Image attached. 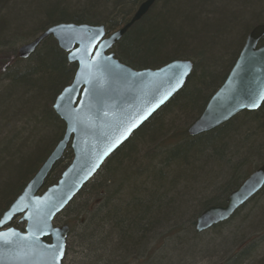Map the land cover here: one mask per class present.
I'll return each instance as SVG.
<instances>
[{
	"label": "trees",
	"instance_id": "obj_1",
	"mask_svg": "<svg viewBox=\"0 0 264 264\" xmlns=\"http://www.w3.org/2000/svg\"><path fill=\"white\" fill-rule=\"evenodd\" d=\"M180 1L155 0L116 45L115 59L133 70L189 60L193 71L181 91L107 159L54 219L58 225L61 217H68L62 222L69 228L65 256L77 244L84 256L79 264H172L178 252L195 256L201 245L209 250L203 233L195 231L198 216L225 205L251 171L264 164V102L257 111L242 112L213 131L188 135L249 32L264 25V0H237L246 11L242 20L226 15V2L214 10L220 0H185L184 8ZM138 2L0 0V73L6 78L0 86V216L62 139L65 126L52 105L76 71L52 38L44 39L26 60L18 57L17 45L60 24L104 26L109 35L130 21ZM72 157L68 146L43 191L58 181ZM263 195L264 187L249 203ZM77 200L84 208L76 209ZM249 203L210 230L245 221L250 215L242 214ZM72 212L79 217L76 223L69 219ZM263 217L262 212L260 222L251 227L263 225ZM11 226L23 228L18 221ZM263 235L259 243H264ZM256 245L255 240H243L224 264H264Z\"/></svg>",
	"mask_w": 264,
	"mask_h": 264
},
{
	"label": "water",
	"instance_id": "obj_2",
	"mask_svg": "<svg viewBox=\"0 0 264 264\" xmlns=\"http://www.w3.org/2000/svg\"><path fill=\"white\" fill-rule=\"evenodd\" d=\"M154 2L143 1L127 24L106 38L104 26L60 24L18 48V57L26 60L44 39L52 38L66 53L68 63L76 65V71L52 105L65 126L62 139L0 217L4 218L0 223V264H56L54 256L61 244L63 255L58 264H62L69 228L54 225V219L107 159L181 91L191 75L193 64L189 60H175L157 69L133 70L111 53ZM263 38L264 25L249 32L225 81L188 128L190 137L213 131L243 111L260 108L264 102L260 98L264 96ZM253 102L258 106L251 107ZM68 146L73 156L70 164L58 181L43 191L45 179ZM263 187L264 164L227 197L225 205L209 207L198 216L196 233L228 221ZM15 220L23 224L22 230L10 226Z\"/></svg>",
	"mask_w": 264,
	"mask_h": 264
},
{
	"label": "rangeland",
	"instance_id": "obj_3",
	"mask_svg": "<svg viewBox=\"0 0 264 264\" xmlns=\"http://www.w3.org/2000/svg\"><path fill=\"white\" fill-rule=\"evenodd\" d=\"M143 1H145V0H139L137 6H139ZM190 1L195 3V1H198V0H190ZM220 1H222V2H220V4L219 3L216 4L214 10L216 8H217V11L221 10L219 8H222L224 3L226 2L225 5H227L230 8V10L228 12H226V15L229 16V14L230 15L236 14V16L239 18V20L243 19L244 15L246 14L245 13L246 11H244L245 9H243V7H242L243 3H241V1L238 2V4H237V0H220ZM184 2L187 3L185 0L180 1V3H179L180 8L181 7L184 8L183 7V5H185V4H183ZM185 10H188V9L185 8ZM214 10H213V8H212V10L208 8V11H210V12H216ZM155 11L157 12V10H155ZM156 12H153V14ZM182 14H183V12H182ZM220 14H222V12H220ZM224 17H225V15H224ZM27 21L28 22H26V23L29 24V20H27ZM201 24H202V22L198 19V22H196L198 29H199V27L202 26ZM171 26L172 25H170V27ZM31 41H33V39L27 40L26 42H23V43L17 45L16 50H18V48L20 46L27 44ZM244 42H245V40H244ZM203 44H204V42H202V45ZM115 51H116V47L112 50V52L114 53ZM185 55H187V54H185ZM188 55H189V57H192V55H195V54H191V55L188 54ZM2 75L3 74L0 73V86L3 87L6 78L3 77ZM4 94H5V92H4ZM1 100L2 99H0V103L2 102ZM2 103H4V102H2ZM17 103L19 104V101H17ZM255 170H253V171H255ZM253 171H251V173ZM262 198H263L262 200L258 198L257 200H255V202L253 204H252V202H251V204L249 202H247L250 205H248L247 211L244 214H242V216H246L248 214L250 216L248 218H246L245 221L237 223V221L235 220L236 222H234V224L224 225L223 227H221L220 229L215 230V231L208 230V231L204 232L201 235V240L204 242L205 245L211 244L209 247V250H208V248L206 250V248L201 245L202 249L200 247H198L196 249L197 254H195V256H194V254L192 256L191 255L192 253H190V252L187 253V255H185L183 252L182 253L178 252V254L176 255V258H172L171 263L172 264H224V261H225L224 259H226L232 252L239 250L238 245L243 240H245L247 238H248V241L249 240H252V241L255 240V243L257 244L256 246H261L259 249L261 250V253H260L261 256L260 257H262L264 255V243H259L258 239L262 237V236L260 237L261 233H264V224L263 225H254L253 227H251V223H253V222L255 223L258 221L260 222V219H258V218L260 217L262 212L264 213V195L262 196ZM75 204L77 205L76 209L81 208V207L84 208V206H85V204H81V200H77L75 202ZM92 204H94V203L93 202L91 203L90 201L88 202V206L91 207ZM259 209H262L263 211L258 212ZM67 218L68 217H65V218L61 217L59 219L58 225H56V226L63 225L62 222L64 220H67ZM78 218L75 219V212H72L71 214H69V219L73 223H76L78 221ZM15 221H17V220H15ZM15 221H13V222H15ZM225 239H227V240H225ZM67 240H68V238H67ZM76 246H77V248H74L73 244L70 246L69 252L65 256V260H64L63 264H79V263H81V261H84V256H83V254H81L82 253L81 250L78 248L77 244H76ZM262 246H263V248H262ZM260 257H258V258H260ZM116 262H120V260H118Z\"/></svg>",
	"mask_w": 264,
	"mask_h": 264
},
{
	"label": "snow or ice",
	"instance_id": "obj_4",
	"mask_svg": "<svg viewBox=\"0 0 264 264\" xmlns=\"http://www.w3.org/2000/svg\"><path fill=\"white\" fill-rule=\"evenodd\" d=\"M97 35H99L98 33H97ZM261 99H264V96H261L260 97ZM258 106V103L257 102H253L252 103V105H251V107H257ZM133 126H135V125H133ZM131 129H129V131H130ZM7 218H11L10 216L9 217H7ZM3 221H4V218H0V223H3ZM63 255V245L61 244V245H59L58 247H57V249H56V255L54 256V260L56 261V264H58V261H59V259H60V257Z\"/></svg>",
	"mask_w": 264,
	"mask_h": 264
},
{
	"label": "bare ground",
	"instance_id": "obj_5",
	"mask_svg": "<svg viewBox=\"0 0 264 264\" xmlns=\"http://www.w3.org/2000/svg\"><path fill=\"white\" fill-rule=\"evenodd\" d=\"M137 8H138V7H136L135 12H136ZM135 12H134V13H135ZM241 49H242V48H241ZM240 51H241V50H240ZM239 53H240V52H239ZM238 55H239V54H238ZM237 57H238V56H237ZM236 59H237V58H236ZM235 61H236V60H235ZM252 173H253V172H252ZM249 175H250V174H249ZM249 175H248L247 177H249ZM247 177H246V178H247ZM246 178H245V179H246ZM245 179H244V180H245ZM11 204H12V203H11ZM7 209H8V208H7ZM5 211H6V210H5ZM5 211H4V212H5ZM4 212L1 214V216L4 214ZM1 216H0V217H1ZM195 224H196V223H195ZM61 226H65V225H61ZM64 260H65V257H64V259H63V263H64Z\"/></svg>",
	"mask_w": 264,
	"mask_h": 264
},
{
	"label": "flooded vegetation",
	"instance_id": "obj_6",
	"mask_svg": "<svg viewBox=\"0 0 264 264\" xmlns=\"http://www.w3.org/2000/svg\"><path fill=\"white\" fill-rule=\"evenodd\" d=\"M136 24H137V23H136ZM115 47H116V46H115ZM115 47H114V48H115ZM233 65H234V64H233ZM232 67H233V66H232ZM232 67H231V68H232ZM230 70H231V69H230ZM229 72H230V71H229ZM225 79H226V78H225ZM224 81H225V80H224ZM224 81H223V82H224ZM222 84H223V83H222ZM222 84H221V85H222ZM221 85L219 86V88L221 87ZM219 88H218V89H219ZM218 89H217V90H218ZM217 90H216V91H217ZM249 201H250V200H249ZM249 201H248V202H249Z\"/></svg>",
	"mask_w": 264,
	"mask_h": 264
}]
</instances>
